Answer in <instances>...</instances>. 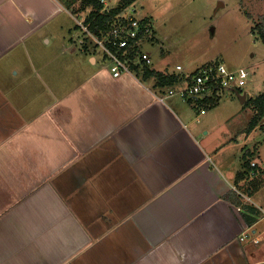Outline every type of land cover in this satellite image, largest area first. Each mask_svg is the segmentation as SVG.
<instances>
[{"label": "crops", "instance_id": "0c3cea01", "mask_svg": "<svg viewBox=\"0 0 264 264\" xmlns=\"http://www.w3.org/2000/svg\"><path fill=\"white\" fill-rule=\"evenodd\" d=\"M93 11L0 0V264L264 262V119L114 78Z\"/></svg>", "mask_w": 264, "mask_h": 264}, {"label": "rangeland", "instance_id": "374dc122", "mask_svg": "<svg viewBox=\"0 0 264 264\" xmlns=\"http://www.w3.org/2000/svg\"><path fill=\"white\" fill-rule=\"evenodd\" d=\"M104 1L111 6L120 4V0ZM135 5L139 17L153 20L156 38L160 40L143 44V50L152 58V64H147L150 69L172 76L177 66L194 72L223 63L231 70L251 71L246 90L252 97L264 91V43L258 31H254L256 23L264 18V0H137ZM75 8L71 11L79 17ZM64 22L77 30L75 20L66 18ZM136 71L142 78L143 70ZM231 95L225 91L217 101L235 98ZM201 105L194 109L197 116L203 108Z\"/></svg>", "mask_w": 264, "mask_h": 264}, {"label": "built area", "instance_id": "2783aa9c", "mask_svg": "<svg viewBox=\"0 0 264 264\" xmlns=\"http://www.w3.org/2000/svg\"><path fill=\"white\" fill-rule=\"evenodd\" d=\"M101 2L105 3L104 0ZM78 25L96 46L103 50L108 61L106 68L114 78L123 75L137 76L139 72L136 70L142 71L147 64H152L151 55L143 50V44L155 41L154 23L149 17H139L134 6L123 15L117 16L113 24L106 27L100 36L92 33L85 21L78 20ZM177 69L181 71L182 68ZM250 76L251 71L248 68L231 70L223 63L207 66L186 75L184 80L170 86L165 95H158L157 98L164 101L166 97L177 96L186 101H200L206 98L217 101L225 91L246 94ZM205 113V109L201 110V114ZM255 165L253 162L252 166ZM247 238L245 235L242 240Z\"/></svg>", "mask_w": 264, "mask_h": 264}, {"label": "trees", "instance_id": "16d2710c", "mask_svg": "<svg viewBox=\"0 0 264 264\" xmlns=\"http://www.w3.org/2000/svg\"><path fill=\"white\" fill-rule=\"evenodd\" d=\"M89 3L93 2L94 4V11L88 18V22L91 23L90 29L94 33L101 29L103 26H110L112 25L115 18L117 16L123 15L131 6H134L136 9L135 2L137 0H120V4L118 6L108 9L107 11L101 12L103 9V2L100 0H88ZM138 11V9H137ZM139 14V13H138ZM254 31H258L262 42L264 43V18H261L258 23H256L254 27ZM98 35V34H97ZM154 78L158 86H165L170 87L173 85L178 84L180 81L184 80V76H177L172 75L168 76L165 75L163 72L157 71L155 69H150L148 66H145L143 69V80H148ZM245 93H248L247 90ZM246 107H253L256 111V114L251 121L249 127L247 128V132H251L257 124L260 123L261 120L264 119V91L259 93L257 96L254 97H247L245 101ZM252 165V162H251ZM253 169H257L256 165ZM256 172L252 171V175H255Z\"/></svg>", "mask_w": 264, "mask_h": 264}, {"label": "water", "instance_id": "95a60500", "mask_svg": "<svg viewBox=\"0 0 264 264\" xmlns=\"http://www.w3.org/2000/svg\"><path fill=\"white\" fill-rule=\"evenodd\" d=\"M237 96L240 98L241 101H244L246 99V94L241 95V94L237 93ZM259 264H264V262L259 263Z\"/></svg>", "mask_w": 264, "mask_h": 264}, {"label": "clouds", "instance_id": "9594fccd", "mask_svg": "<svg viewBox=\"0 0 264 264\" xmlns=\"http://www.w3.org/2000/svg\"><path fill=\"white\" fill-rule=\"evenodd\" d=\"M242 95V94H241ZM249 96V94L248 93H246V98ZM251 97V96H250Z\"/></svg>", "mask_w": 264, "mask_h": 264}]
</instances>
